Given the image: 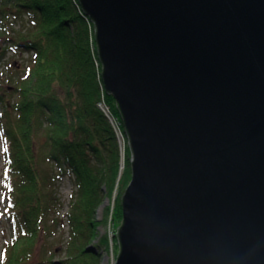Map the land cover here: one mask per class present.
Wrapping results in <instances>:
<instances>
[{"label":"water","instance_id":"obj_1","mask_svg":"<svg viewBox=\"0 0 264 264\" xmlns=\"http://www.w3.org/2000/svg\"><path fill=\"white\" fill-rule=\"evenodd\" d=\"M128 138L115 264H264V0H79Z\"/></svg>","mask_w":264,"mask_h":264},{"label":"trees","instance_id":"obj_2","mask_svg":"<svg viewBox=\"0 0 264 264\" xmlns=\"http://www.w3.org/2000/svg\"><path fill=\"white\" fill-rule=\"evenodd\" d=\"M92 31L73 0H0V64L9 51L32 54L9 89L14 104L0 111L7 220L22 231L21 253L29 254L32 243L25 235L34 231L36 240L55 201L51 188L71 176L74 190L66 214L71 230L65 248L69 258L59 264L99 263L98 253L109 243L104 237L98 245L91 244L99 226L95 210L115 190L123 194L131 178L127 166L120 174L113 131L97 108L102 94L92 62ZM6 89L0 84V93ZM104 98L118 115L112 98ZM114 214L122 218L119 204ZM41 231L50 237L47 230ZM3 255L6 263V251ZM41 258L34 264H43ZM12 261L9 257V264H16ZM45 262L55 264L50 257Z\"/></svg>","mask_w":264,"mask_h":264},{"label":"rangeland","instance_id":"obj_3","mask_svg":"<svg viewBox=\"0 0 264 264\" xmlns=\"http://www.w3.org/2000/svg\"><path fill=\"white\" fill-rule=\"evenodd\" d=\"M26 21V18H24ZM21 23H17L15 25V29L20 27ZM91 41V46H92ZM90 46V47H91ZM31 53H19L9 51L6 53L4 59L0 64V84L4 85L7 88L6 93H0L3 95L0 98V111L4 112L3 106L11 107L14 104L15 96L11 97L8 95L9 89L11 90V85L13 84L15 78L18 76L16 71L21 70V68L30 64L29 60L31 59ZM17 67L16 70L14 68ZM97 73V72H96ZM7 85V86H6ZM14 116V113H13ZM9 139V137H7ZM125 147L127 148V139H125ZM124 146V143L122 142ZM3 148L4 143L2 139V135L0 134V264H9V257L13 258V262L19 264L22 260L20 259L21 255H24L26 259L22 261L24 264H34V261L37 262L39 257H42L43 264H47L45 259L50 257L52 258L55 264H59L65 262L67 260L68 255L65 252V248L69 244L70 238V230L71 227L69 225L68 219L66 218V214L69 211L70 204L72 202L74 184L73 178L71 176H64L56 185L55 188H51L54 192L55 201L52 202L51 211H48L45 217V221H42V225L45 226L43 229H39V232L36 233V240L34 241V231L26 234L24 238L29 237V245L32 247V250L29 254L21 253L23 250V245L20 244L21 241L25 239L22 238V231L15 230L12 228L11 224L7 220V194L6 187L4 182V161H3ZM127 155V154H126ZM125 155L124 161V172L126 166L127 169H130V163L128 162V157ZM123 162V161H122ZM55 190V191H54ZM125 191V190H124ZM107 191L105 190V193ZM124 193V192H123ZM123 194H119L117 190H115L113 196L111 198H104L102 204L95 210L94 213V221L98 226L95 231L96 238L91 242L93 246L99 244L101 238H108L109 248H101V251L98 253L99 263L98 264H115L117 255L119 252V244H118V231L122 224V218H115V209L117 205L121 204ZM49 226L52 227L49 230ZM25 230H31L29 227L23 226ZM34 227V225H33ZM41 230H47L50 235L49 238H46V233ZM21 240V241H20ZM47 242V243H46ZM46 247L44 248V246ZM35 249V250H34ZM6 251V263L4 259V252ZM35 251V252H34ZM50 253V254H49ZM49 254V255H48ZM4 260V261H3Z\"/></svg>","mask_w":264,"mask_h":264},{"label":"bare ground","instance_id":"obj_4","mask_svg":"<svg viewBox=\"0 0 264 264\" xmlns=\"http://www.w3.org/2000/svg\"><path fill=\"white\" fill-rule=\"evenodd\" d=\"M74 2H75L76 9L78 11V14L81 15L84 18L85 22H87L88 25H92V29H93L92 35L94 37V45L91 46L92 62L94 64V66L96 67V69L99 71L100 79H101L102 63H101L100 57L98 56V49H97V45L95 43V28H94L93 21L83 11V9L81 8V5L79 3V0H73V3ZM100 87H101V84H100ZM100 91H101V94H106L105 90H104V87H102V89H100ZM99 104H100V102L98 101L97 108L103 114V116L106 118V120L108 121V123H109V125H110V127H111V129L113 131V134H114V138H115V141H116V144H117L118 154H119V157H120V174H121L123 169H124V161H125V155L126 154H127L126 157H128V159L130 160V150H129L128 138H127V135L125 133V130H124V127H123V123H122V120L120 118L119 113H118V115H114L112 110L110 109V106H108L107 104H105V107H104L105 108V113H104L103 110L99 107ZM115 106H116V104H115ZM116 109H117V107H116ZM112 123L115 124L118 127V129L121 132L122 138L117 136V134L115 133L114 128L112 126ZM125 139H127V144H126L127 148H124L125 147V142H124ZM122 142L124 143V146L122 145ZM129 160H128V162L130 163Z\"/></svg>","mask_w":264,"mask_h":264},{"label":"built area","instance_id":"obj_5","mask_svg":"<svg viewBox=\"0 0 264 264\" xmlns=\"http://www.w3.org/2000/svg\"><path fill=\"white\" fill-rule=\"evenodd\" d=\"M98 78L100 79V74H98ZM105 104H106V102H105L104 94H102L99 107L103 110L104 113H105V108H104ZM112 126H113L114 131L117 134V136L122 138L121 132L118 129V127L113 123H112Z\"/></svg>","mask_w":264,"mask_h":264},{"label":"snow or ice","instance_id":"obj_6","mask_svg":"<svg viewBox=\"0 0 264 264\" xmlns=\"http://www.w3.org/2000/svg\"><path fill=\"white\" fill-rule=\"evenodd\" d=\"M5 175H7V172L5 173Z\"/></svg>","mask_w":264,"mask_h":264}]
</instances>
